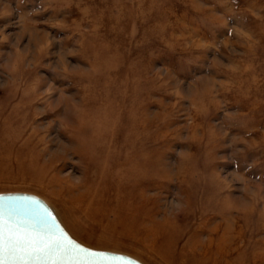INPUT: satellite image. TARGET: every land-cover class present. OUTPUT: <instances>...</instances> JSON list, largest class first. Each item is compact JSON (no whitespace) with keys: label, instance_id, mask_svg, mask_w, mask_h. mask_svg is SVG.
Listing matches in <instances>:
<instances>
[{"label":"rangeland","instance_id":"1","mask_svg":"<svg viewBox=\"0 0 264 264\" xmlns=\"http://www.w3.org/2000/svg\"><path fill=\"white\" fill-rule=\"evenodd\" d=\"M2 192L143 264H264V0H0Z\"/></svg>","mask_w":264,"mask_h":264},{"label":"water","instance_id":"2","mask_svg":"<svg viewBox=\"0 0 264 264\" xmlns=\"http://www.w3.org/2000/svg\"><path fill=\"white\" fill-rule=\"evenodd\" d=\"M9 208L21 209L16 217L20 233L16 255H9L7 234L3 238L0 264H143L118 252L97 250L75 240L63 227L52 208L39 196L27 192L0 193V212L7 221ZM43 219L39 228L30 225Z\"/></svg>","mask_w":264,"mask_h":264},{"label":"snow or ice","instance_id":"3","mask_svg":"<svg viewBox=\"0 0 264 264\" xmlns=\"http://www.w3.org/2000/svg\"><path fill=\"white\" fill-rule=\"evenodd\" d=\"M21 209L16 208H9L7 213V221L3 220V213L0 212V252H2V244L3 238L5 234H7V238L9 243V255L15 256L16 255V245L15 241L17 240L19 233H20V222L16 219V217L21 213ZM44 223V220L37 219L36 223L30 225L32 228H39L40 224ZM3 259V256L0 255V260Z\"/></svg>","mask_w":264,"mask_h":264},{"label":"clouds","instance_id":"4","mask_svg":"<svg viewBox=\"0 0 264 264\" xmlns=\"http://www.w3.org/2000/svg\"><path fill=\"white\" fill-rule=\"evenodd\" d=\"M179 207H180L179 205H176V208H177V209H179Z\"/></svg>","mask_w":264,"mask_h":264},{"label":"bare ground","instance_id":"5","mask_svg":"<svg viewBox=\"0 0 264 264\" xmlns=\"http://www.w3.org/2000/svg\"><path fill=\"white\" fill-rule=\"evenodd\" d=\"M53 210V209H52Z\"/></svg>","mask_w":264,"mask_h":264}]
</instances>
